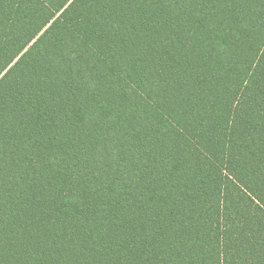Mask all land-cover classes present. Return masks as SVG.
<instances>
[{
	"label": "trees",
	"instance_id": "trees-1",
	"mask_svg": "<svg viewBox=\"0 0 264 264\" xmlns=\"http://www.w3.org/2000/svg\"><path fill=\"white\" fill-rule=\"evenodd\" d=\"M0 264H264V0H0Z\"/></svg>",
	"mask_w": 264,
	"mask_h": 264
}]
</instances>
